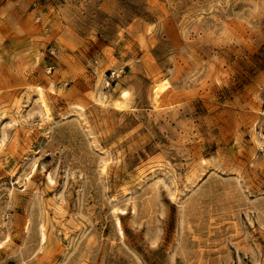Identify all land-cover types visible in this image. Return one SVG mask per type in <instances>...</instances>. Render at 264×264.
Masks as SVG:
<instances>
[{
	"label": "rangeland",
	"instance_id": "374dc122",
	"mask_svg": "<svg viewBox=\"0 0 264 264\" xmlns=\"http://www.w3.org/2000/svg\"><path fill=\"white\" fill-rule=\"evenodd\" d=\"M0 242L264 264V0H0Z\"/></svg>",
	"mask_w": 264,
	"mask_h": 264
},
{
	"label": "bare ground",
	"instance_id": "6f19581e",
	"mask_svg": "<svg viewBox=\"0 0 264 264\" xmlns=\"http://www.w3.org/2000/svg\"><path fill=\"white\" fill-rule=\"evenodd\" d=\"M162 84L163 83H161V84H159V86L157 87V88H161L162 87ZM40 94L42 95V91H40ZM43 102V101H42ZM43 104V103H42ZM2 143V142H1ZM4 144V143H3ZM53 179V178H52ZM120 220V219H119ZM119 220H118V225L120 226V222H119ZM118 226V227H119ZM43 231V230H42ZM121 231V230H120ZM121 233H123L122 231H121ZM46 238V236H45V233H42V239L44 240ZM1 243V242H0Z\"/></svg>",
	"mask_w": 264,
	"mask_h": 264
}]
</instances>
